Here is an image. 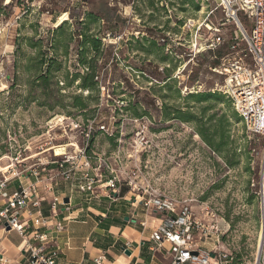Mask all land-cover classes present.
I'll return each mask as SVG.
<instances>
[{
    "label": "rangeland",
    "instance_id": "374dc122",
    "mask_svg": "<svg viewBox=\"0 0 264 264\" xmlns=\"http://www.w3.org/2000/svg\"><path fill=\"white\" fill-rule=\"evenodd\" d=\"M223 21L214 0H0V167L7 168L0 181L4 173L18 189V175L44 167L56 175L60 167L50 163L69 157L71 178H57L56 194L75 196L82 150L97 194L133 191L128 202L138 209L152 196L188 206L212 235L195 234V245L255 264L264 139L247 133L217 91L223 80L211 69L219 55L209 47L219 34L229 44L236 30L217 34ZM84 34L101 47L89 49L82 64ZM92 68L93 92L75 78ZM48 69L49 79H41ZM201 94L206 99L198 103ZM180 112L195 121H181ZM48 172L39 184L48 183ZM30 178L24 183L36 182Z\"/></svg>",
    "mask_w": 264,
    "mask_h": 264
},
{
    "label": "built area",
    "instance_id": "2783aa9c",
    "mask_svg": "<svg viewBox=\"0 0 264 264\" xmlns=\"http://www.w3.org/2000/svg\"><path fill=\"white\" fill-rule=\"evenodd\" d=\"M216 4L224 14V21L216 30L217 34L225 27L234 26L236 29L234 36L229 39L227 52L221 58L220 64L211 69L223 80L222 85H218L217 91L231 101L247 133L254 138L264 139V0H220ZM241 14L252 22L250 30L244 25ZM225 43L226 39L219 34L213 38L209 49L218 50ZM81 153L84 155L81 157L82 163L79 164V168L84 174L78 184L77 192L95 194L96 180L90 174L92 169L89 158L82 150ZM72 160L67 157L51 162L50 164L60 167L56 175L51 174V170L47 167L41 171L38 168L31 170L28 178L22 174L18 175L19 187L12 195L7 193L12 178L2 174L0 197L5 203L0 206V244L3 239L1 233L9 232L7 227L23 238L24 259L19 264H58L60 249L49 247L52 242L49 234L61 233L64 230L59 222V215L61 207L66 206L64 203L66 196L56 194V189L59 187L57 178L59 176L71 178L72 170H67L66 165L74 164ZM44 172L50 173L47 175L48 183L45 185V192L52 195L49 203L50 216L43 214L45 199L38 186ZM260 172L264 180V152ZM29 177H34L36 182L25 184L24 180L30 181ZM113 184L114 182L111 181L107 186L112 187ZM135 190L139 191L137 188ZM69 204H71L70 197ZM141 204L160 217V224L154 230L151 240L155 243L154 250L165 251L172 260L171 264H232V258L221 249L208 250L203 245L194 244L195 234H198L200 239L207 240L212 239V235L205 230L204 224L196 218L190 207H179L172 200L161 196H152ZM262 206L264 211V190ZM216 241L219 243V239ZM0 264L12 263L0 255ZM92 264L110 263L104 254H100ZM255 264H264V218L261 246Z\"/></svg>",
    "mask_w": 264,
    "mask_h": 264
},
{
    "label": "crops",
    "instance_id": "0c3cea01",
    "mask_svg": "<svg viewBox=\"0 0 264 264\" xmlns=\"http://www.w3.org/2000/svg\"><path fill=\"white\" fill-rule=\"evenodd\" d=\"M38 186L45 199L43 214L50 216L52 195L45 192V185ZM16 190L8 185L7 193L12 195ZM61 194L68 199L70 197L71 204H66L60 210L59 222L64 230L49 234L52 241L49 247L60 249L58 264H92L100 254H104L110 264H171L172 260L165 251L154 250L155 243L151 240L160 224V217L143 205L142 209H138L129 203L128 195L132 197V192H120L118 195ZM2 200L0 197V206L4 205ZM76 201L81 203L76 204ZM126 218L129 220L126 221ZM12 234L20 242L11 241L9 236ZM1 237L0 255L12 264L23 262L20 235L16 231H9L1 233Z\"/></svg>",
    "mask_w": 264,
    "mask_h": 264
},
{
    "label": "trees",
    "instance_id": "16d2710c",
    "mask_svg": "<svg viewBox=\"0 0 264 264\" xmlns=\"http://www.w3.org/2000/svg\"><path fill=\"white\" fill-rule=\"evenodd\" d=\"M64 28H65V23H62L60 26H58L57 31L62 32ZM84 37H85V43L82 45V47H81L82 51L80 52V56L82 57V60H81L82 64L85 63L83 58L87 54L89 49H91L94 52H98L100 50V47H101V42L99 40L91 38L90 36H87L86 34H84ZM228 46H229L228 44H225L220 49L213 51L216 55H219L218 57L216 56V60L218 61L216 63V66H218L220 64V60L224 56V54H226ZM89 71H91V72L89 74H87L86 76L81 77V76L76 75L75 78H79L81 81H83L82 84L80 85L81 89L93 92L95 90V88L97 87V83L94 82L95 72H94L93 68L89 69ZM50 73H51V71L48 69V71L41 76V79L48 80ZM213 98H215V96H213ZM196 99H197L198 103H203L206 99V95L201 94L198 97H196ZM77 106L79 108H81V110H85L87 107L85 104H80V103H78ZM234 115L239 117V115L235 112V110H234ZM136 116H139V115L136 114ZM213 118L210 119V122L213 121ZM179 119L183 122H186V123L195 121V119L193 118V116L190 113L182 114V112H180L179 113ZM199 134L204 138V140L209 144V146H211L214 149L215 152H218V153L221 152V146H222L221 144H217V145L213 144L212 141L208 140V138H206L204 136L202 131H199ZM256 139H258V138H256ZM232 264H235V263L232 261Z\"/></svg>",
    "mask_w": 264,
    "mask_h": 264
},
{
    "label": "water",
    "instance_id": "95a60500",
    "mask_svg": "<svg viewBox=\"0 0 264 264\" xmlns=\"http://www.w3.org/2000/svg\"><path fill=\"white\" fill-rule=\"evenodd\" d=\"M64 203H65V204H69V199L66 198V199L64 200ZM127 220H129V218H126V221H127ZM7 231H10V228H9V227H7ZM127 254L129 255L130 252H127ZM195 255H197V253H195ZM212 256H213V255H212Z\"/></svg>",
    "mask_w": 264,
    "mask_h": 264
},
{
    "label": "bare ground",
    "instance_id": "6f19581e",
    "mask_svg": "<svg viewBox=\"0 0 264 264\" xmlns=\"http://www.w3.org/2000/svg\"><path fill=\"white\" fill-rule=\"evenodd\" d=\"M215 1H216V2H220V0H215ZM49 150H52V149H49ZM1 161H2V160H1ZM0 168H1V167H0ZM6 169H7V168H1V169H0V172H1V171H4V170H6ZM8 169H9V168H8Z\"/></svg>",
    "mask_w": 264,
    "mask_h": 264
}]
</instances>
